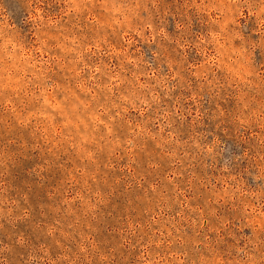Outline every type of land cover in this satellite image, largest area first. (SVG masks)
<instances>
[{
    "label": "clouds",
    "instance_id": "clouds-1",
    "mask_svg": "<svg viewBox=\"0 0 264 264\" xmlns=\"http://www.w3.org/2000/svg\"><path fill=\"white\" fill-rule=\"evenodd\" d=\"M0 264H264V0H0Z\"/></svg>",
    "mask_w": 264,
    "mask_h": 264
}]
</instances>
